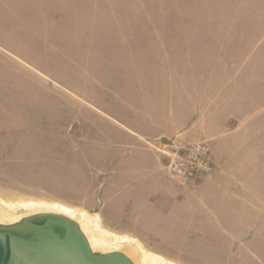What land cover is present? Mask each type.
<instances>
[{
  "label": "rangeland",
  "instance_id": "rangeland-1",
  "mask_svg": "<svg viewBox=\"0 0 264 264\" xmlns=\"http://www.w3.org/2000/svg\"><path fill=\"white\" fill-rule=\"evenodd\" d=\"M182 71L220 87L192 117L211 136H129ZM194 139L209 176L168 177L161 149ZM157 193L186 211L180 237ZM0 200L77 208L174 264H264V0H0Z\"/></svg>",
  "mask_w": 264,
  "mask_h": 264
},
{
  "label": "crops",
  "instance_id": "crops-1",
  "mask_svg": "<svg viewBox=\"0 0 264 264\" xmlns=\"http://www.w3.org/2000/svg\"><path fill=\"white\" fill-rule=\"evenodd\" d=\"M180 77L177 78V80H181V86H173V85H168V88L166 90L165 88V93L169 95L168 93L171 94V100H163V99H155L158 101H161V105L159 108H156L155 100L144 102V105L148 108L149 106L152 107V110L156 108L155 110H147L145 112H141L137 115H139V123H137L136 116L132 117L134 119L135 123V129L129 128L127 126L125 129L129 131V136H133L136 140L139 138H147V139H162L163 136H167L168 134H171L176 131L184 130L183 132H186L185 135H198L200 133H208L207 135H210L209 132L207 131L208 129L204 126L203 123L201 124H196V121L198 119H192V117L198 116L202 117L206 113L208 114H216V112L219 110L220 106L218 103L215 104V106H219L216 111L214 109V105L212 107V110H209L208 112H205L206 107L211 108V103L209 99H214V97L217 94L219 90V86H215L216 84L214 81H209L206 84V79L204 78L203 75H198L196 76L192 75H184L183 71L180 72ZM185 81L188 83V86H184ZM140 82V81H139ZM213 84V88L211 89L210 84ZM152 81L150 82V87L151 89L153 88L152 86ZM135 87V86H134ZM131 88L132 89H134ZM163 89V88H162ZM181 95V99H177V96ZM178 101V103H177ZM206 101L208 104L206 105ZM171 102V103H170ZM140 104V103H139ZM171 104V105H170ZM181 107H179V105ZM214 104V102H213ZM169 108V109H168ZM179 108H185V113L184 117L182 120L177 121L173 118V116L178 115V110ZM130 111H124L122 114H128L129 115ZM107 115V114H106ZM228 116L227 114H225ZM205 118V117H204ZM211 130V129H210ZM220 131V129H217ZM188 135V136H189ZM211 136V135H210ZM137 173V172H136ZM133 172L131 173H123L122 177L127 179L128 181H131V185L128 188H125V195L127 193H132V203H129L131 206L134 204H143L147 205L146 203H143L140 199V196L138 194H135L134 190L131 188L132 184L136 187L138 186V183H134L136 180H140L141 176ZM120 176V175H119ZM131 192H128L130 191ZM161 190H166L164 188H161ZM160 191V190H159ZM158 191V192H159ZM165 192H171L170 190H166ZM172 193V192H171ZM170 193V194H171ZM119 195V194H118ZM165 195L162 194H156L154 197V200L152 201V209L150 210L151 212H154L156 215L159 217L162 216V220L167 224V227L171 228H177L176 233L177 237H180L181 234V229L184 227L185 222H186V214L183 213L184 209H181L179 205L175 204L174 209H170V211L174 210L173 215H169L167 217H163L164 209H162L163 206H166L167 204L165 203ZM186 212V211H184ZM177 241V240H176ZM172 258H176L175 256H171Z\"/></svg>",
  "mask_w": 264,
  "mask_h": 264
},
{
  "label": "water",
  "instance_id": "water-1",
  "mask_svg": "<svg viewBox=\"0 0 264 264\" xmlns=\"http://www.w3.org/2000/svg\"><path fill=\"white\" fill-rule=\"evenodd\" d=\"M0 264H132L120 252L93 253L68 219L34 214L12 226H0Z\"/></svg>",
  "mask_w": 264,
  "mask_h": 264
},
{
  "label": "bare ground",
  "instance_id": "bare-ground-1",
  "mask_svg": "<svg viewBox=\"0 0 264 264\" xmlns=\"http://www.w3.org/2000/svg\"><path fill=\"white\" fill-rule=\"evenodd\" d=\"M22 213L16 214L18 210ZM25 210H27L25 212ZM84 211L60 204L34 203V202H4L0 200V226H12L20 223L26 217L34 214H54L71 221L76 230L88 241L93 253L105 254L120 252L128 258L132 264H174L160 258L158 255L143 256V247L136 239L129 236L118 235L106 229H102L96 223L97 228L91 224ZM126 245H125V244ZM138 252V253H137ZM135 259H134V258Z\"/></svg>",
  "mask_w": 264,
  "mask_h": 264
},
{
  "label": "built area",
  "instance_id": "built-area-1",
  "mask_svg": "<svg viewBox=\"0 0 264 264\" xmlns=\"http://www.w3.org/2000/svg\"><path fill=\"white\" fill-rule=\"evenodd\" d=\"M168 145L172 146L171 150L161 149L166 156L163 167L168 177L184 183L209 176L213 165L211 151L204 141L194 139Z\"/></svg>",
  "mask_w": 264,
  "mask_h": 264
}]
</instances>
